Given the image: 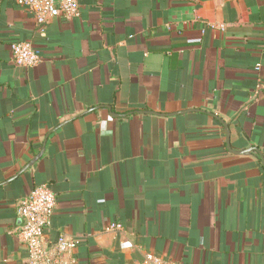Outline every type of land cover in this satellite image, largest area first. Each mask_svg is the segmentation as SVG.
<instances>
[{
	"label": "crops",
	"instance_id": "1",
	"mask_svg": "<svg viewBox=\"0 0 264 264\" xmlns=\"http://www.w3.org/2000/svg\"><path fill=\"white\" fill-rule=\"evenodd\" d=\"M77 2L41 31L0 0V264H27L16 206L41 183L71 264H264V167L219 121L264 157V0Z\"/></svg>",
	"mask_w": 264,
	"mask_h": 264
},
{
	"label": "built area",
	"instance_id": "2",
	"mask_svg": "<svg viewBox=\"0 0 264 264\" xmlns=\"http://www.w3.org/2000/svg\"><path fill=\"white\" fill-rule=\"evenodd\" d=\"M30 12L39 30H44L46 23L54 17L79 16L77 0H13ZM13 63L17 66L31 67L39 62V51L29 41H16L10 44ZM56 199L47 183L33 186L26 195L19 199L16 206L21 223L17 234L27 251V264H71L70 257L78 240L61 234L54 242H48L45 230L54 212ZM119 223H110V229H119ZM142 264H179L163 259L152 253H146Z\"/></svg>",
	"mask_w": 264,
	"mask_h": 264
},
{
	"label": "water",
	"instance_id": "3",
	"mask_svg": "<svg viewBox=\"0 0 264 264\" xmlns=\"http://www.w3.org/2000/svg\"><path fill=\"white\" fill-rule=\"evenodd\" d=\"M105 108L109 109L111 114L117 115V114H115V113H113L111 111V107L109 105H106ZM147 113L156 114V112H153V111H147ZM219 121L223 124V126L225 128V132H226L225 144H226L227 150L229 152H231V153H234V154H249L251 151H256V152H258V154L260 156V159H261V162H262V165L264 167V157H263L262 153L259 151L258 148L250 147V148L243 149V150H234V149H232V147L230 145V132H229L228 125L224 122V120H222L220 118H219ZM44 146H45V141L43 142L42 150L38 154H36L29 162H27V164H25L15 175H13L12 177L8 178L3 183L10 182L11 180H13L17 176H19L21 173H23L24 171L29 169L41 157V155L43 154Z\"/></svg>",
	"mask_w": 264,
	"mask_h": 264
},
{
	"label": "trees",
	"instance_id": "4",
	"mask_svg": "<svg viewBox=\"0 0 264 264\" xmlns=\"http://www.w3.org/2000/svg\"><path fill=\"white\" fill-rule=\"evenodd\" d=\"M32 44V43H31ZM32 46H33V44H32ZM34 47V46H33ZM35 48V47H34ZM35 49H37V48H35ZM38 50V49H37ZM39 51V50H38Z\"/></svg>",
	"mask_w": 264,
	"mask_h": 264
}]
</instances>
